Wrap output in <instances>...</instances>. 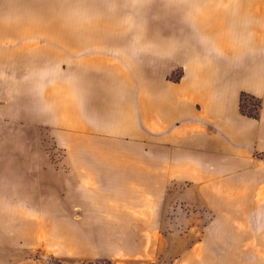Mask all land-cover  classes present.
Here are the masks:
<instances>
[{
  "label": "crops",
  "instance_id": "0c3cea01",
  "mask_svg": "<svg viewBox=\"0 0 264 264\" xmlns=\"http://www.w3.org/2000/svg\"><path fill=\"white\" fill-rule=\"evenodd\" d=\"M39 1L0 0V228L157 229L150 264H264V0H41L80 27L49 39L21 27ZM43 126L70 173L37 155ZM183 201L191 219H167Z\"/></svg>",
  "mask_w": 264,
  "mask_h": 264
},
{
  "label": "rangeland",
  "instance_id": "374dc122",
  "mask_svg": "<svg viewBox=\"0 0 264 264\" xmlns=\"http://www.w3.org/2000/svg\"><path fill=\"white\" fill-rule=\"evenodd\" d=\"M39 2H42L41 0ZM58 8V6L56 5ZM59 10L61 8H58ZM63 14V10L61 11ZM37 20H33L34 22ZM31 23H34V22ZM72 25L78 22L71 21ZM116 23V22H115ZM88 22V26H89ZM114 26V22L112 23ZM119 24V23H118ZM117 23L115 24V26ZM77 26V25H76ZM76 29V28H74ZM40 40L45 38L41 37ZM119 71L127 73L128 76H142L141 69L121 68ZM62 70H55V76H62ZM133 88H138V85H133ZM243 111V110H241ZM246 109H244V112ZM253 115L252 112L247 114ZM64 127H39L36 133V153L39 157L47 162L50 170L59 174L70 173V165L68 160L73 154L64 139ZM52 147H56L63 155L65 154V162L68 167L67 171L62 172L54 168L52 158L55 154L52 152ZM120 151L119 153H121ZM99 152H94L93 155H98ZM78 155V150H76ZM171 187L177 188L178 191L186 193L189 191L190 182H170ZM167 219H183L190 220L192 216L191 206L189 201L174 203L168 208ZM134 215H137L136 213ZM196 219H213V214L207 212H199ZM40 232L37 234L36 232ZM164 230L150 229H30L28 228H0V238L4 246L0 244V264H150L142 258V242L143 238H147L150 233L154 232L158 235ZM170 231V230H166ZM184 231V230H182ZM79 232V233H78ZM75 233V234H74ZM16 240L20 242L12 245ZM82 244L78 246V241ZM27 241H41L43 243L38 246L32 245L26 247L23 245ZM64 242L65 253H57L58 246L55 247L45 242ZM12 245V246H10ZM81 249L79 254L77 250ZM80 257L83 259H73ZM153 264V263H151Z\"/></svg>",
  "mask_w": 264,
  "mask_h": 264
},
{
  "label": "bare ground",
  "instance_id": "6f19581e",
  "mask_svg": "<svg viewBox=\"0 0 264 264\" xmlns=\"http://www.w3.org/2000/svg\"><path fill=\"white\" fill-rule=\"evenodd\" d=\"M48 1V0H47ZM47 3V2H46ZM130 4V3H129ZM128 4V5H129ZM25 7H27V8H32L34 11H35V13H36V15L35 16H37V20L34 22V23H26V22H24V24L21 26L22 27V29L24 30H26V29H35V30H38V31H40L39 33H41V31H44V34H45V37L47 36V33L48 32H51L52 33V31L54 32V30H59V29H61L62 31L64 30V28H65V30H66V28L68 29H74V28H78L79 27V23L77 24L76 23V25H75V23L72 25L71 23L72 22H64L63 20H64V18H66V17H64L63 18V14L61 13V11H62V8L59 10L57 7H56V5H51V3H50V5H48V4H45L44 2H38V3H33V4H31V3H27V4H25L24 5ZM17 7V6H16ZM134 7V6H133ZM130 8V7H129ZM31 9V10H32ZM131 9V8H130ZM64 10V9H63ZM16 11V10H15ZM22 12V11H21ZM21 12H19V13H21ZM115 12V11H114ZM113 12V13H114ZM123 12V11H122ZM121 14V13H120ZM123 14H124V12H123ZM129 14H130V12H129ZM126 16H127V14H125ZM28 16V15H27ZM120 16V15H119ZM118 16V17H119ZM117 17V18H118ZM122 17H124L123 15H122ZM122 17L120 18V19H122ZM28 18V17H27ZM63 18V19H62ZM114 18V17H113ZM125 18L126 17H124V19H122V22L125 20ZM129 18V17H128ZM106 19V18H105ZM130 19V18H129ZM28 20V19H27ZM85 20V19H84ZM114 20V25L117 23H115V19H113ZM117 20V19H116ZM29 21V20H28ZM102 21V20H101ZM108 21V20H107ZM119 21V20H118ZM88 22V21H87ZM95 22V21H94ZM105 23V21H102V23ZM90 23H91V21H90ZM96 23V22H95ZM94 23V24H95ZM98 23H100L101 24V22H98ZM104 23L102 24L103 26H104V30H107L106 29V27L108 26L107 24H109V22L106 24L107 26L105 27V25H104ZM84 23H83V21H82V25H83ZM111 25H112V23H110ZM119 24H122V23H120L119 22ZM118 23H117V25H119ZM87 26V23L86 24H84L83 26ZM96 25H98L97 23H96ZM110 25V26H111ZM116 25V26H117ZM123 25V24H122ZM90 26V25H89ZM99 26V25H98ZM88 27V26H87ZM91 28H93V27H96V26H90ZM89 27V28H90ZM117 27H119V26H117ZM80 28V27H79ZM83 28H85V27H83ZM89 28H87L88 30H89ZM100 28V29H99ZM112 28V27H111ZM95 29V28H94ZM101 30L102 29V27H96V30ZM115 29V28H114ZM121 29H122V27H121ZM30 30H29V34L31 33L30 32ZM60 30V31H61ZM86 30V29H85ZM88 30H86L87 32H89ZM91 30V32L93 31V29H90ZM118 30V29H117ZM95 31V30H94ZM112 31H114L115 32V30H112ZM118 31H120V28H119V30ZM27 32V31H26ZM47 32V33H46ZM38 33V32H37ZM36 33V34H37ZM38 33V35H40ZM43 33V32H42ZM41 33V34H42ZM28 34V33H27ZM34 34H35V32H34ZM50 33H48V39L49 38H51L52 36L51 35H49ZM52 34H54V33H52ZM57 34H62L61 32L59 33V31H57ZM44 36V35H43ZM43 36H41V37H43ZM51 36V37H50ZM56 37V36H55ZM54 36H53V38L55 39V41H53L52 39H50V41L49 42H51L52 41V43L53 42H57L56 44L54 43V45H58L59 43H58V41L60 40V41H62L60 38H55ZM44 38V37H43ZM56 39H59V40H57L56 41ZM59 41V42H60ZM60 43H63V42H60ZM27 44V43H26ZM25 43H24V45H26ZM34 44V43H33ZM38 44V43H37ZM29 45H32V44H29ZM40 45H42V44H40ZM64 45V44H63ZM37 46V45H36ZM25 48H27V47H25L24 46V49ZM29 48V47H28ZM46 48V47H45ZM56 55L58 54V53H55ZM56 55H54L55 57H57ZM57 59V58H56ZM63 59V58H62ZM61 59V60H62ZM58 60V59H57Z\"/></svg>",
  "mask_w": 264,
  "mask_h": 264
},
{
  "label": "built area",
  "instance_id": "2783aa9c",
  "mask_svg": "<svg viewBox=\"0 0 264 264\" xmlns=\"http://www.w3.org/2000/svg\"><path fill=\"white\" fill-rule=\"evenodd\" d=\"M260 104L259 101L249 97V96H242L240 100V109L243 110L242 113L244 114H249V112H252L253 115L255 116L259 110ZM244 109L246 111L244 112ZM52 152L55 154V156L52 158V164L54 168H56L58 171L65 172L67 171L68 167L65 162V154L61 152L56 147H52Z\"/></svg>",
  "mask_w": 264,
  "mask_h": 264
}]
</instances>
